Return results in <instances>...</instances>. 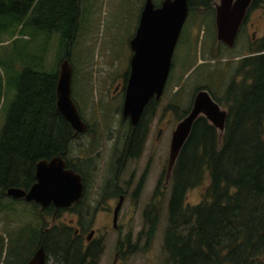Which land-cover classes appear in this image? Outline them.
Instances as JSON below:
<instances>
[{"label": "trees", "instance_id": "16d2710c", "mask_svg": "<svg viewBox=\"0 0 264 264\" xmlns=\"http://www.w3.org/2000/svg\"><path fill=\"white\" fill-rule=\"evenodd\" d=\"M82 1L0 0V36L18 39V34L30 42V29L35 40L43 37V49L55 36L57 55L63 53L61 62L70 55L79 28ZM213 2L188 0L191 11L200 8L211 13ZM262 3L253 0L249 11ZM29 47L26 44L19 48L29 53ZM28 61L19 60L24 68L0 129L3 192L6 187L22 188L33 183L34 163L62 155L65 144L61 139L65 134L68 139L70 133L69 125L55 109L58 69L44 72L38 64L30 67ZM201 89L207 90L225 108V129L219 137L217 130L199 117L176 159L163 239L165 264H264V34L251 44L247 56L238 60L223 98H218L209 86L199 87L195 93ZM148 108L149 105L144 116ZM206 179L209 182L201 202L196 206L184 205L186 192L201 187ZM44 212L56 217L52 207ZM36 216L42 220V216ZM157 217L150 221L153 228L149 237ZM46 227L44 224L28 231L26 240L19 230L2 264H12L13 259L20 264L28 252L40 245L48 259L57 264H81V261L86 264L84 260L91 253H85L71 230L51 224L43 231Z\"/></svg>", "mask_w": 264, "mask_h": 264}, {"label": "rangeland", "instance_id": "374dc122", "mask_svg": "<svg viewBox=\"0 0 264 264\" xmlns=\"http://www.w3.org/2000/svg\"><path fill=\"white\" fill-rule=\"evenodd\" d=\"M153 1L159 5L162 0ZM144 2L145 0L82 1L79 28L70 55L65 59H69L73 70V100L79 105L83 120L97 132V143H104L112 128L119 127V133H122L120 130L122 97L115 89L123 83L128 72L131 56L129 42L137 28ZM259 6L248 13L233 48L217 42L214 12L200 8L190 11L174 51L173 65L163 95L146 113V119L153 113L150 117L151 131L142 156L143 162L138 164V168L141 170L144 161L154 157L157 166L152 171V177L156 173L161 176V190L164 189V173L168 163L172 132L183 113L190 108L195 91L199 87L209 86L218 98H223L226 86L233 79L238 60L247 56L251 44L263 36L264 5L262 3ZM32 33L33 31L29 29L30 42L24 41L18 34L16 35L18 39L0 36V129L5 122L10 101L16 95L15 83L21 69L24 68V63H20L19 60L29 59L30 67L38 64L41 71L52 72L59 68L60 59L63 57V53L57 55V37L50 38L43 49V45L41 47L43 37L35 40L31 37ZM26 44H30L27 50L29 53H24L22 48H19ZM160 130L162 132L157 140ZM69 149L68 159L73 161L78 153L76 143H70ZM133 166L129 168V173ZM208 182L206 179L201 187L188 190L184 205H198ZM162 192L161 209L157 212L159 217L155 221L154 231L149 240L147 234L153 225L148 219H152L155 212H148L146 215L144 207H136L130 199L120 210L117 229H114L110 218L112 211H98L100 213L87 232L94 231L93 241H104L101 264H112L119 230L123 236L130 237L133 244L137 243L138 238L140 241L137 243L140 247L130 254L125 264H165L167 254L163 251V239L169 217L170 187ZM147 199L148 195L141 202L146 203ZM40 212L38 206L34 208L25 202L16 203L6 196H0V255L3 253L0 256V264L3 263L6 253L9 254L12 250L19 230L23 232L26 240L29 237L28 231L33 228L39 229L44 224L49 227L53 223L51 215L45 216V222L36 216ZM75 218L72 212H62L55 217L54 223L59 224V221L67 222ZM147 240L149 245L145 243ZM49 261V264H53L51 259Z\"/></svg>", "mask_w": 264, "mask_h": 264}, {"label": "water", "instance_id": "95a60500", "mask_svg": "<svg viewBox=\"0 0 264 264\" xmlns=\"http://www.w3.org/2000/svg\"><path fill=\"white\" fill-rule=\"evenodd\" d=\"M253 0H219L214 5L216 40L233 48L240 28ZM188 0H163L155 8L152 0H146L142 8L134 37L130 41L132 57L130 73L125 90L122 114L135 125L151 99L159 101L168 80L174 51L188 16ZM73 70L69 59L59 64L56 84V107L59 114L77 133L86 129L72 99ZM205 118L222 136L227 112L213 100L207 90H198L188 114L178 122L172 133L167 177L170 176L176 159L187 141L194 122ZM35 183L25 192L10 188L6 195L12 199H24L41 208L53 206L68 208L83 195L81 177L72 170H65L61 157L36 164ZM115 219L117 210H115ZM46 254L39 248L29 264H45Z\"/></svg>", "mask_w": 264, "mask_h": 264}, {"label": "flooded vegetation", "instance_id": "af4514ba", "mask_svg": "<svg viewBox=\"0 0 264 264\" xmlns=\"http://www.w3.org/2000/svg\"><path fill=\"white\" fill-rule=\"evenodd\" d=\"M152 2L155 8L159 7L161 4L160 2L159 5H156L153 0ZM215 3L217 2L214 0V2L212 3L213 9H214ZM188 7H189V4H188ZM250 7H249V10H250ZM142 8L139 13V18H140ZM249 10L248 12H250ZM190 11L191 10L189 7L188 15ZM248 12H247V15H248ZM214 15H215V9H214ZM187 18H186V21H187ZM245 22H246V18L241 27H243ZM138 23H139V20H138ZM135 32H134V35H135ZM134 35L132 36V38L134 37ZM181 35H182V31L180 33V36ZM180 36H179V39H180ZM179 39H178V42H179ZM129 47H130V44H129ZM131 57H132V52H131L130 59ZM173 58H174V55H173ZM173 58H172V65H173ZM130 59L128 62V72L124 76V81L120 86H117L115 89L120 92L121 97H122V100H121L122 125H120L121 126L120 130L122 131V133H119V127L110 129L107 139L104 141V143L96 142L97 132H95V129H92L91 126H89L83 120L80 110H79L80 108H78L79 105L78 104L76 105L77 102L73 100L82 121L86 124L85 131L82 133L76 134V132L69 125V123H67V121L63 118V116L58 113L57 107H56V92H55V109L57 113L59 114V116L63 118V120L70 127L69 138L66 139L67 135L65 134L63 135L61 139V142L65 144L64 152L62 153V155H56L49 159H40L34 163L33 177L35 176L36 164L38 162L40 161L49 162L54 157H61V159L65 163V170H72L76 175L81 177V181L83 185V195L79 199V201L73 203L68 208L56 209L52 205L46 208H41L39 205H36L34 203L25 202L24 199L10 198L13 202H16V203L25 202L26 204L38 206L41 209V212L37 215L42 216V221L44 222H45L44 220L45 216L47 215V212L45 213L44 211L47 208L52 207L54 209L55 216L61 215L62 212L63 213L72 212L76 216L75 219H71L67 222L59 221V224L57 225H59L62 228H68L69 230H71L73 232V235L77 237L80 243V246L84 249L85 253H91L88 256V258L84 260V263L86 264H101L102 255L104 254V241L103 240L93 241L94 231L90 230L89 232H87V230H89L93 226V221L96 220L97 215L100 212L112 211L111 217H110L111 222H112L111 225H112V228L117 229V221H118L119 212L123 208V205L128 200L131 199L136 207L143 206L146 214L148 212H155V215H154L155 217L157 216V212L161 209L160 199H161V196L163 195L162 190H167L170 187V197L173 191L172 172L170 176L167 177L168 163H167V167L164 173V183H163L164 189L162 190H161V183H162L161 176L159 174L157 175L156 173L152 177L153 175L152 171H154V168H156L157 166L154 157H150L149 160L144 161V165L141 170H139L138 168V164L141 163V161L143 162L142 156L145 153L148 139L150 137V131H151L150 117L153 114L152 113L150 117L146 119V115L144 116V113L148 105H149V108H148L149 110L152 107H154L155 102L157 101H155L154 99H151L149 101L148 105L143 110V113L139 121L135 125L131 124L129 117H126V118L123 117L122 109H123V103H124L125 90L127 86V80H128L129 73H130V66H129ZM55 90H56V86H55ZM152 103H154V105H152ZM153 112H154V109H153ZM161 132L162 130L158 132L157 140H159ZM72 142L76 143V148L78 149V153H76V156L73 160L74 162L68 159L69 152H70L69 144ZM132 165L134 166L132 168V171L129 173V168ZM105 167H108V169H106ZM35 182L36 181L34 177L33 183L26 184L22 188L15 187V186L6 187L4 189V192L2 189V184L0 183V196L3 197V193H4V197L5 196L8 197L6 195V192L10 188H19L27 192ZM147 195H148V199L145 200L146 203H142L141 200L145 198ZM99 210H102V211L98 212ZM115 210H117L116 219L114 215ZM43 214H45V216H43ZM151 220L152 219H148L149 222ZM52 222H53L52 224L54 225L55 218L52 219ZM47 230H48V226L45 229H43V231H47ZM121 232L122 231L119 230L118 240L116 242V250L114 252V258H113L112 264H125L130 258V254L136 252L135 251L136 248L140 247V244L139 245L137 244L140 242L139 238L137 240V243L133 244L130 240V237L123 236ZM151 232L152 230H150L149 233L147 234L148 240H149L148 235ZM140 236L141 234L139 235V237ZM148 240L145 243H148L149 245ZM39 248L44 249V247L40 245L36 248L35 251L28 252L25 255L27 257L26 260L22 261L20 264H29L33 256L35 255L36 251ZM89 248L92 249V251H90ZM144 249L146 250V247H144ZM26 252L27 251H24V254ZM45 254H46L45 264H49L50 259H48L46 252ZM52 263L57 264L53 260H52ZM82 263L83 262L81 261V264ZM12 264H19V261L17 262L16 259L15 260L13 259Z\"/></svg>", "mask_w": 264, "mask_h": 264}]
</instances>
